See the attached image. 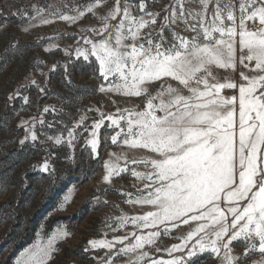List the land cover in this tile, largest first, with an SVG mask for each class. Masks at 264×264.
Segmentation results:
<instances>
[{"label": "snow or ice", "instance_id": "obj_1", "mask_svg": "<svg viewBox=\"0 0 264 264\" xmlns=\"http://www.w3.org/2000/svg\"><path fill=\"white\" fill-rule=\"evenodd\" d=\"M149 7L148 0H115L111 7L107 0H91L83 10L73 6L76 15L50 13L69 23L86 12L98 19L100 26L89 31L99 39L81 37L89 47L78 46L77 58L94 57L106 82L99 86L101 93L144 98L142 110L117 108L92 124L87 144L93 158L105 120L109 129H118L110 137L113 145L119 141L146 153L130 161L144 169L131 170L141 184L138 195L124 193L142 214L121 216L118 224L136 230L89 240L90 249L107 250L108 258H98V264L123 257V264H195L204 254L217 264H246L257 252L261 259L252 264H264V0H169L160 11ZM35 11L32 19L41 16L40 9ZM53 19L41 18V23ZM238 67L246 71L237 72ZM26 131L21 145L38 139L34 123ZM73 140L70 130L69 147ZM61 142L55 138L57 145ZM41 167L49 171L47 161ZM104 167L108 183L113 174L128 171L109 162ZM182 226L185 234L174 237L179 243L156 246L162 235ZM68 235L49 237L46 246L26 250V259L16 264H49L54 245ZM235 242L243 246L239 254ZM152 250L168 258H153Z\"/></svg>", "mask_w": 264, "mask_h": 264}, {"label": "rangeland", "instance_id": "obj_2", "mask_svg": "<svg viewBox=\"0 0 264 264\" xmlns=\"http://www.w3.org/2000/svg\"><path fill=\"white\" fill-rule=\"evenodd\" d=\"M89 2L0 0V264L26 259V250H34L38 244L46 246L49 237L62 231L70 235L54 245L57 250L49 264H98V258H108L107 250H92L88 241L110 240L135 231L131 224L119 228V218L142 214L139 205L126 202L128 197L124 193L138 195L141 184L131 176V170L144 169L130 161L134 156H143L146 150L129 149L119 141L113 145L110 137L118 129H109L107 120L99 132L96 158L87 141L91 139L92 124L101 113L116 114L117 108L142 110L144 98L101 93L99 86L106 82L99 78L94 57L90 61L82 56L77 58L78 46L89 47L81 37L99 39L89 31L100 26L98 19L86 12L81 19L69 23L50 15L54 11L76 15L73 6L83 10ZM148 2L150 11H160L169 0ZM114 3L115 0H107L108 7ZM36 9L41 10V16L32 19ZM25 11L28 15L23 14ZM41 18L53 22L43 24ZM239 71L246 70L238 67ZM234 75L238 80V74ZM10 95L15 98L10 100ZM82 117L83 123L77 127ZM25 121L28 123L21 126ZM33 123L37 141L28 139L21 145L19 141L28 135L26 129ZM70 130L74 135L72 147L67 143ZM56 137L61 138V144L55 143ZM45 161L48 172L41 167ZM106 162L128 171L113 174L110 183L104 182ZM66 195L71 197L68 202L64 200ZM186 227L174 230L170 236L162 235L156 246L166 248L179 243L174 237L185 234ZM235 243L234 251L239 254L243 246ZM150 255L168 258L163 251L152 250ZM260 259L257 252L246 264ZM125 260L127 257L115 258L114 264H123ZM195 264L217 261L204 254L196 258Z\"/></svg>", "mask_w": 264, "mask_h": 264}]
</instances>
